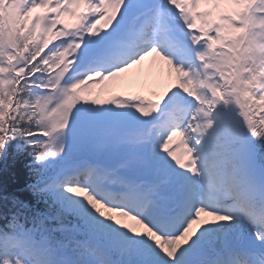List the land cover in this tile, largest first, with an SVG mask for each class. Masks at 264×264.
Listing matches in <instances>:
<instances>
[{
    "label": "snow or ice",
    "instance_id": "obj_1",
    "mask_svg": "<svg viewBox=\"0 0 264 264\" xmlns=\"http://www.w3.org/2000/svg\"><path fill=\"white\" fill-rule=\"evenodd\" d=\"M0 264H264V0H0Z\"/></svg>",
    "mask_w": 264,
    "mask_h": 264
},
{
    "label": "trees",
    "instance_id": "obj_2",
    "mask_svg": "<svg viewBox=\"0 0 264 264\" xmlns=\"http://www.w3.org/2000/svg\"><path fill=\"white\" fill-rule=\"evenodd\" d=\"M29 157L25 152L13 162L12 158L8 161V170L5 173H0V182H3L9 191L15 192L20 189L29 179L28 171L24 167Z\"/></svg>",
    "mask_w": 264,
    "mask_h": 264
}]
</instances>
